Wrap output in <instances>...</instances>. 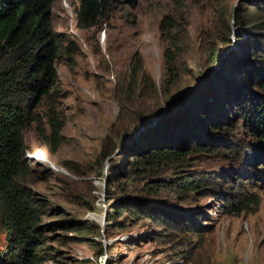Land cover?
Returning a JSON list of instances; mask_svg holds the SVG:
<instances>
[{"label": "trees", "instance_id": "trees-1", "mask_svg": "<svg viewBox=\"0 0 264 264\" xmlns=\"http://www.w3.org/2000/svg\"><path fill=\"white\" fill-rule=\"evenodd\" d=\"M75 1V29L83 31L109 22L117 7L137 4V0ZM169 1L178 4V0ZM53 4L54 0H0V233L5 245L0 251V264H41L53 259L55 253L49 252L48 233H54L57 225L66 231L69 225V222L52 225L44 222L55 212L53 201L63 199H48L34 189L39 179L69 178L46 166H41L42 173L34 170L26 160L28 147L24 138V133L34 127L50 154L56 153L61 145L60 132L65 119L60 103L66 96L58 87L56 64L61 58L72 62L79 50L73 41L54 30ZM241 4L230 19L225 12L218 16L219 19L227 16L221 28L201 36L198 50L206 66L220 65L217 46L230 43L231 19L239 30L256 25L258 31L264 32V0H242ZM176 24L172 14L162 16L160 28L168 30V34L162 40L165 48L159 91L152 86L145 104L135 103L136 98L146 97L147 90L136 96L131 86H138V80L143 87L148 85L147 80L138 77L143 69L140 54L132 55L128 69L121 75L123 81L115 89L119 105L116 119L102 138L94 160L83 167L67 160L58 166L75 177L88 180L102 177L104 162L118 151L111 158L106 182V196L113 200L108 219L116 222L118 230L147 222L161 227V238H171L173 250L187 254L192 249L191 236H204L201 227H194L191 220L166 222L169 215L156 205L169 204L170 199L182 195L187 196L185 200H192L193 194L207 189L213 196H224L228 202L225 194L228 197L242 194L239 184L255 169L249 152L258 150L264 163V40H250L249 36L241 40L236 34L240 52L230 53L234 59L225 69L240 71L239 76L228 78L226 72L206 67L204 81L197 79L192 85L180 87L188 73L184 68L186 44L183 38L178 39L180 32L171 33ZM237 53L242 54L240 65L234 61ZM185 89L174 100V95ZM245 104H249L247 111L243 110ZM222 127L227 129L222 131ZM201 128H206L204 135ZM209 159L243 165V171L232 169L229 172L233 176L229 172L219 173L221 180L217 181L200 173L203 172L200 165ZM88 189L85 198L84 191ZM93 190L91 182L83 181V200L70 202L93 211ZM115 190L122 193L121 199L111 196ZM161 190L168 195L164 199ZM143 193L153 206H140L133 198ZM81 230L91 231L86 223ZM54 242L59 246L68 244L63 235ZM90 244L100 247L98 254L102 255L101 243Z\"/></svg>", "mask_w": 264, "mask_h": 264}, {"label": "rangeland", "instance_id": "rangeland-1", "mask_svg": "<svg viewBox=\"0 0 264 264\" xmlns=\"http://www.w3.org/2000/svg\"><path fill=\"white\" fill-rule=\"evenodd\" d=\"M241 3L242 0H178L176 6L169 0H137L135 7H117L109 22L83 31L75 29L73 10L76 1L54 0L53 28L56 33L64 34L73 41L79 53L72 62L67 63L65 58H61L56 64L58 87L66 96L60 103L65 122L60 132L61 145L57 152H48L42 145L41 135L36 134L34 127L24 133L28 147L26 160L29 165L40 173L43 172L41 166H46L56 174L69 178L66 181L44 178L34 184V189L40 195L51 200L63 199L53 201L52 208L55 212L44 222L51 225L56 222H69L66 231L57 225L54 233H48L47 241L51 246L49 252L55 253V256L41 264H205L208 260L211 264H264V163L258 157V150L248 154L253 159L252 166L255 169H252L253 173H247L239 184L242 194L235 197L225 194L228 202L224 201V196H213L207 189L193 194L192 200H185L187 196L182 195L170 199L169 204L161 202L156 205L160 210L163 209L161 212L169 215L166 222L184 219L188 222L191 220L194 227H201L200 231L204 236H191L192 249L187 254L178 250L175 252L170 246L171 238H161V227L147 222L146 225L138 223L118 230L116 222L108 219L113 200L106 196V182L111 158L118 151L104 162L102 177L89 180L79 178L58 166L61 161L67 160L83 167V164L94 160L102 138L116 119L119 105L115 101V89L117 83L123 81L121 75L128 69L132 55L140 54L143 69L138 77L143 81L147 80L148 85L143 87L138 80V86H131L134 89L131 92L136 96L147 90L146 97L136 98L135 103L145 104L143 101L152 94V86L159 91L163 76L162 51L165 48L162 40L168 34V30L160 28L163 15L172 14L176 19L177 27L171 33L180 32L178 39L183 38L186 44V48L183 47L186 60L184 68L188 75L180 84V87H185L194 84L197 79L198 82L204 81L205 68L212 67L206 66L199 55L201 36L210 30L221 28L220 25L224 22L222 20L228 15L229 19L233 17L235 9L242 7ZM223 12L227 16L219 19L218 16ZM230 22L229 27L233 34L230 43L218 44L220 65L212 68L215 72H226L228 78H235L241 72L227 70L225 66L234 59L233 55L229 56L231 52H240V40L236 34L243 38L241 40L249 36L250 40L259 38L263 41L264 32L258 31L256 25H248L239 30L233 25L232 19ZM237 56L234 61H238L235 64L240 65L242 54L237 53ZM197 86L194 88L197 89ZM180 89L182 88L178 90ZM184 91L187 89L176 93L174 100ZM248 108L249 104L243 106L244 111ZM238 116L239 114L236 119ZM151 126L152 124L146 128ZM226 129L222 127V131ZM200 131L204 135L206 128H201ZM247 137L248 134L245 133L244 139ZM42 156L47 160L45 163L37 161ZM242 166L209 159L199 168L203 171L200 172L203 176H211L220 181L219 173H228L232 169L243 171ZM56 167L62 171L57 172ZM229 173V176L234 175L233 172ZM83 181L91 182L94 188V203H91L93 211H88L79 203L70 202L83 200L84 192L87 198L91 187L83 192ZM160 192L163 199L168 196L166 191ZM111 196L115 200L123 197L118 190L113 191ZM133 198L137 199L140 206L154 205L149 198H144V193ZM85 223L91 231L81 230ZM153 228L158 231L152 232ZM107 232L111 236H107ZM60 235L66 236L67 245L59 246L54 242ZM90 242L102 244V255L98 254L100 247L92 246ZM4 246L3 235L0 233V251Z\"/></svg>", "mask_w": 264, "mask_h": 264}, {"label": "bare ground", "instance_id": "bare-ground-1", "mask_svg": "<svg viewBox=\"0 0 264 264\" xmlns=\"http://www.w3.org/2000/svg\"><path fill=\"white\" fill-rule=\"evenodd\" d=\"M43 157V156H42ZM37 161H40V163H45L47 160L43 157L42 159H39V160H37ZM56 171L57 172H60V171H62V170H60L58 167H56ZM64 172V171H63Z\"/></svg>", "mask_w": 264, "mask_h": 264}]
</instances>
